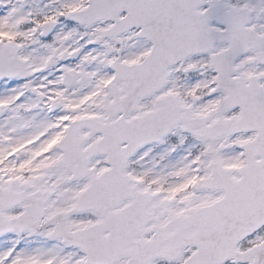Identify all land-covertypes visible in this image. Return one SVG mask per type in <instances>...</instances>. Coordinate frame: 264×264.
<instances>
[{"label":"snow or ice","instance_id":"6c2138e0","mask_svg":"<svg viewBox=\"0 0 264 264\" xmlns=\"http://www.w3.org/2000/svg\"><path fill=\"white\" fill-rule=\"evenodd\" d=\"M0 264H264V0H0Z\"/></svg>","mask_w":264,"mask_h":264}]
</instances>
